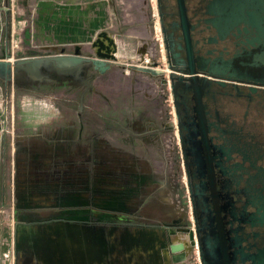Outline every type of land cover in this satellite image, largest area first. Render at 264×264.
<instances>
[{"label":"rangeland","instance_id":"374dc122","mask_svg":"<svg viewBox=\"0 0 264 264\" xmlns=\"http://www.w3.org/2000/svg\"><path fill=\"white\" fill-rule=\"evenodd\" d=\"M0 31V60L11 63L73 52L86 58L113 53V58L103 59L111 67L105 77L88 63L71 73H57L51 66L35 75L14 70L10 80L0 73V116L6 120L7 145L11 125L14 135L19 133V103L29 97L50 99L76 113L95 112L96 137L119 149L111 158L119 157L128 166L108 173L130 175L120 177L127 197L121 209L96 203L97 221L118 222L113 228L101 229L100 234L83 233L76 226L29 230L27 264H198L191 248L184 261L173 263L169 257L170 250L181 252L189 239L174 230L187 226L188 208L155 0H3ZM94 81L110 103L98 112L87 103ZM82 100L86 105L79 110ZM251 113L247 129L263 136L264 109ZM126 119L142 126L122 138L115 130L129 132Z\"/></svg>","mask_w":264,"mask_h":264},{"label":"flooded vegetation","instance_id":"af4514ba","mask_svg":"<svg viewBox=\"0 0 264 264\" xmlns=\"http://www.w3.org/2000/svg\"><path fill=\"white\" fill-rule=\"evenodd\" d=\"M155 3L187 192L176 254L264 264V135L247 129L264 109V0Z\"/></svg>","mask_w":264,"mask_h":264},{"label":"crops","instance_id":"0c3cea01","mask_svg":"<svg viewBox=\"0 0 264 264\" xmlns=\"http://www.w3.org/2000/svg\"><path fill=\"white\" fill-rule=\"evenodd\" d=\"M110 70L109 66L106 72L97 74L105 77ZM101 90L95 81L89 88L88 108L96 112L110 105L108 95L103 92V96ZM83 102L79 105L78 101L79 110L86 105ZM95 114L76 113L50 99L29 97L19 103V133L11 174L9 145L5 136L0 135V264H27L29 230L76 226L83 233L100 234L101 229L113 228L118 223L105 218L97 221L96 203L121 209L127 197L122 194L120 177L130 175L121 173L118 179V175L108 173L111 169L126 171L128 166L119 157L111 158L112 152L119 149L96 137L92 130ZM124 124L132 133L116 128L122 138L131 137L142 126L139 122L130 125L127 119ZM93 240L89 236L88 242L92 244Z\"/></svg>","mask_w":264,"mask_h":264},{"label":"water","instance_id":"95a60500","mask_svg":"<svg viewBox=\"0 0 264 264\" xmlns=\"http://www.w3.org/2000/svg\"><path fill=\"white\" fill-rule=\"evenodd\" d=\"M112 46H114L111 41ZM113 58V53L111 55H102L97 54V58H86L83 56L74 53L72 55H64L59 54L55 56H49L44 58H23L15 63H11L9 60H0V73H2L5 80H10L11 74L14 70H22L26 71L29 74L35 75L39 72L41 67L47 68V66H51V69L57 73H71L76 71L77 68L81 67L84 63L90 64L97 72L104 73L108 70L109 65L104 62L103 59H111ZM145 70L144 68H141ZM170 69V67H169ZM50 70V68L48 69ZM170 81V90L175 95L173 77L169 74ZM175 105V102H174ZM179 140L182 143L181 135L179 134ZM170 250V249H169ZM171 253L170 260L175 263L183 260L184 255L182 253L176 254L172 250L169 251Z\"/></svg>","mask_w":264,"mask_h":264},{"label":"built area","instance_id":"2783aa9c","mask_svg":"<svg viewBox=\"0 0 264 264\" xmlns=\"http://www.w3.org/2000/svg\"><path fill=\"white\" fill-rule=\"evenodd\" d=\"M1 122L4 123V124L2 125ZM5 122H6V120L4 118L1 119V116H0V135L1 136H4L5 133L8 134L7 131H6ZM10 122L12 123V118L10 119ZM9 136H10V139H9V142H8V145H9L8 166L11 168V171H12V169L14 167L15 142L17 140V137L13 133L12 125H11V131L9 133Z\"/></svg>","mask_w":264,"mask_h":264},{"label":"bare ground","instance_id":"6f19581e","mask_svg":"<svg viewBox=\"0 0 264 264\" xmlns=\"http://www.w3.org/2000/svg\"><path fill=\"white\" fill-rule=\"evenodd\" d=\"M98 43H99V42H98ZM105 44H106V43H105ZM105 44H104V45H105ZM106 45H107V44H106ZM110 45H112V44L110 43ZM96 46H97V45H96ZM107 46H108V45H107ZM98 47H99V46H98ZM95 48H96V47H95ZM108 48H109V47H108ZM98 49H99V48H98ZM98 49H97V50H98ZM102 50H103V49H102ZM110 51H111V48H110ZM100 52H101V45H100ZM102 52H103V51H102ZM107 54H108V53H107ZM105 55H106V54H105ZM181 238H182V237H181ZM177 240H178V239H177ZM175 244H176V243H175Z\"/></svg>","mask_w":264,"mask_h":264}]
</instances>
